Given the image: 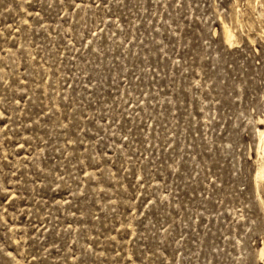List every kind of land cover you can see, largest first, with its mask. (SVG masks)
<instances>
[{
	"label": "rangeland",
	"instance_id": "obj_1",
	"mask_svg": "<svg viewBox=\"0 0 264 264\" xmlns=\"http://www.w3.org/2000/svg\"><path fill=\"white\" fill-rule=\"evenodd\" d=\"M261 130L264 0H0V264H264Z\"/></svg>",
	"mask_w": 264,
	"mask_h": 264
},
{
	"label": "bare ground",
	"instance_id": "obj_2",
	"mask_svg": "<svg viewBox=\"0 0 264 264\" xmlns=\"http://www.w3.org/2000/svg\"><path fill=\"white\" fill-rule=\"evenodd\" d=\"M231 36H232L231 32H227V37H228V39H230ZM259 132H260L261 138L264 140V130H261V131H259ZM263 142H264V141H263ZM263 148H264V143H263ZM262 175H263V171L260 169V170L258 171L257 176H258V178H261Z\"/></svg>",
	"mask_w": 264,
	"mask_h": 264
}]
</instances>
